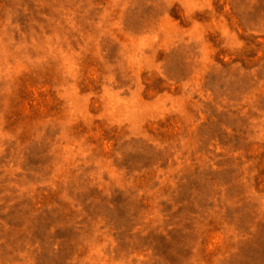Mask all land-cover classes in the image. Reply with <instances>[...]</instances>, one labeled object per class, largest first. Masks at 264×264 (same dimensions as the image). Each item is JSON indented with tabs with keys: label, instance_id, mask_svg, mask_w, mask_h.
Returning a JSON list of instances; mask_svg holds the SVG:
<instances>
[{
	"label": "rangeland",
	"instance_id": "rangeland-1",
	"mask_svg": "<svg viewBox=\"0 0 264 264\" xmlns=\"http://www.w3.org/2000/svg\"><path fill=\"white\" fill-rule=\"evenodd\" d=\"M0 264H264V0H0Z\"/></svg>",
	"mask_w": 264,
	"mask_h": 264
}]
</instances>
